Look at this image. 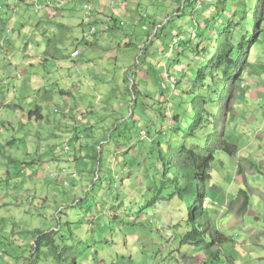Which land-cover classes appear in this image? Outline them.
Returning <instances> with one entry per match:
<instances>
[{"label": "rangeland", "instance_id": "obj_1", "mask_svg": "<svg viewBox=\"0 0 264 264\" xmlns=\"http://www.w3.org/2000/svg\"><path fill=\"white\" fill-rule=\"evenodd\" d=\"M205 1L0 0V27L12 38L0 39V75L9 73L0 80V264L203 263L202 249L180 243L192 224L187 214L199 207L188 211L185 194L160 188L161 180L178 184L153 145L188 139L180 129L194 124L193 101L184 113L189 98L202 95L215 111L213 95L192 84L205 52L188 51L208 38ZM243 1L248 35L263 5L260 32L240 58L246 69L234 77L215 130L235 152L220 149L211 161L200 205L207 215L195 221L208 217L233 239L225 254L235 264H264V2ZM48 39L61 49L55 60L44 56ZM101 168L105 182L112 178L107 185ZM64 170L67 187L52 176ZM247 187V210L243 197L229 206ZM38 231L56 232L55 252L45 244L35 250Z\"/></svg>", "mask_w": 264, "mask_h": 264}, {"label": "trees", "instance_id": "obj_2", "mask_svg": "<svg viewBox=\"0 0 264 264\" xmlns=\"http://www.w3.org/2000/svg\"><path fill=\"white\" fill-rule=\"evenodd\" d=\"M229 1H233V3L236 2V5L232 8L229 7ZM256 2L257 0H255V4ZM263 2L264 0H261V3ZM243 6L244 11L249 13L250 5L244 3L243 0L205 1L204 22L209 31L208 38L204 36V40L194 43L193 49L188 48V51H191L194 54H197L200 50L205 52L204 59L199 62V65L201 63L203 65L201 68L197 67V71L192 78V84L194 90L198 94L199 90H203L205 93L213 95L210 102L214 104L215 111L211 114L208 113L206 108L207 102L204 96L198 95L194 99L189 98L187 104H184V113L186 114L188 112V105L193 101L191 110H195V115L192 116L191 120H193L194 124L192 127L189 125L187 129L183 127L180 129V131H183V136H187L188 139L183 143H178L176 146L168 144L162 147V149H159L160 145L155 142L153 145V149L157 151L155 154L158 156V161H160L163 173L166 171H172L178 184L177 186H174L173 182L169 179L164 181L161 180L160 188H163V186H165V188L171 187L170 195L185 194L186 201L188 202L190 200V203H187L188 211H194L195 207H199L198 212L195 211L187 214V221H190L192 224L190 230L182 234L180 243L195 246L197 249H202L204 251V261L202 264H235L234 258L225 254L226 250L232 248V245L234 244L233 239L229 236L227 237L219 229L213 227L209 222L210 219L208 217H206L204 223L195 221V217L199 214H204V216L207 215L206 209H204L203 213V207L200 205L203 198H205L206 189H210L208 184L211 161L215 158L216 153L220 149L231 155L235 152L234 145L224 143V141L217 138L215 130L218 111L222 110L221 105H223L226 99L233 94L235 87L232 81H234V77L240 76V74L246 69V59L240 60V58L242 56L246 57L248 43L254 42L256 35L260 32L258 26L262 20L263 5L257 10L258 16L256 21H250L252 27L250 35L246 34L248 30L245 29L246 25L244 26L245 23L243 16L245 12L242 10ZM253 8H255V5ZM210 10L214 11V14L211 16L206 15ZM88 17L91 18L90 15ZM250 17H253V12L250 13ZM91 26L92 25H90V34L92 33ZM238 27H241L239 31L241 36L234 39L233 35ZM4 31L3 27H0V37L3 36ZM215 31L223 37L221 41L218 40V34L214 36V39H211ZM250 36L252 37L250 40L251 42H248ZM52 42L53 39H48L43 47L44 56L48 60L53 58V60H55V54L58 56L61 54L59 46L53 45ZM87 42V39L82 40L83 44H86ZM218 74H220L218 77L219 80L213 84L212 82ZM222 85H224V88H222ZM166 93L167 92L163 93V91H161L159 94L167 96L168 94ZM165 116L164 111L157 110V119L160 117L162 120H165ZM173 116L171 118H173ZM176 125L178 126V121L173 119L169 128L177 131L178 127H176ZM203 130H205L204 133H202ZM65 143L67 142H64V145L61 148L66 147L65 152L68 153L71 145L67 143L70 145L69 146ZM99 143L100 141L97 142V144ZM121 156H124V153H122ZM93 159L101 162V159L96 158L95 156ZM20 166L21 165H18V167ZM100 170L101 171H98L97 176L99 175L102 178L103 184L107 185V183L112 181V178L110 177V179L105 182L103 179L105 170L103 168ZM91 181L97 183L98 179L93 177ZM63 186L67 187L65 185ZM149 187L155 189L156 185L155 183H150ZM154 193L155 195L161 194V191L157 190L154 191ZM250 196L251 192L248 187L247 191L240 189L236 197L232 199L228 205L232 207L240 197H243L242 209L243 212H245L247 207H249ZM152 202H154V199ZM55 234L56 232L54 231H38L37 236H35V250L37 251L42 244H45L52 245V250L55 252V244L57 242ZM261 260L264 262V256Z\"/></svg>", "mask_w": 264, "mask_h": 264}, {"label": "clouds", "instance_id": "obj_3", "mask_svg": "<svg viewBox=\"0 0 264 264\" xmlns=\"http://www.w3.org/2000/svg\"><path fill=\"white\" fill-rule=\"evenodd\" d=\"M106 28H107V27H106ZM92 33H94V32H92ZM92 33H91V34H92ZM74 52H76V51H73V52L71 53V56H72V54H73ZM76 56H77V55H76ZM72 57H75V56H72ZM65 149H66V147H65V148H61L62 153H66V152H65ZM62 153H61V154H62ZM64 174H65V170H64V171H60V172H56V173H52V176H53V177L62 178V180H61L62 184L65 185V186H69V179H67V178L65 177ZM73 174L75 175V173H72V174L70 173V177H71V178H73V177H72ZM66 175H69V174H66ZM75 176H76V175H75ZM75 176H74V177H75ZM65 181H67V184L64 183ZM203 213H204V210H203ZM209 222H210V221H209ZM215 228L219 229L218 227H215ZM219 230L222 232L221 229H219ZM222 233H223V232H222ZM227 237H228V236H227Z\"/></svg>", "mask_w": 264, "mask_h": 264}, {"label": "crops", "instance_id": "obj_4", "mask_svg": "<svg viewBox=\"0 0 264 264\" xmlns=\"http://www.w3.org/2000/svg\"><path fill=\"white\" fill-rule=\"evenodd\" d=\"M5 33V32H4ZM3 36H5V42H10V41H12V38L11 37H8V36H6V35H4L3 34ZM3 36L2 37H0V39H2L3 38ZM3 74L2 75H0V80L2 79V76H4V75H8L9 73L7 72V71H3L2 72ZM4 84V83H3ZM3 84H1V85H3ZM8 84V83H7ZM1 87V86H0ZM13 160H16V159H13ZM22 166V165H21ZM20 166V167H21ZM24 167V166H23ZM24 169H25V167H24ZM178 222V221H177ZM177 222H175L174 224H177Z\"/></svg>", "mask_w": 264, "mask_h": 264}, {"label": "built area", "instance_id": "obj_5", "mask_svg": "<svg viewBox=\"0 0 264 264\" xmlns=\"http://www.w3.org/2000/svg\"><path fill=\"white\" fill-rule=\"evenodd\" d=\"M92 32H93V31H92ZM76 55H77L76 52H74V53L72 54V56H76ZM74 176H75V175L73 174L72 177H74ZM64 183L67 184V181H65Z\"/></svg>", "mask_w": 264, "mask_h": 264}, {"label": "bare ground", "instance_id": "obj_6", "mask_svg": "<svg viewBox=\"0 0 264 264\" xmlns=\"http://www.w3.org/2000/svg\"><path fill=\"white\" fill-rule=\"evenodd\" d=\"M258 1V0H257ZM257 4V3H256Z\"/></svg>", "mask_w": 264, "mask_h": 264}]
</instances>
